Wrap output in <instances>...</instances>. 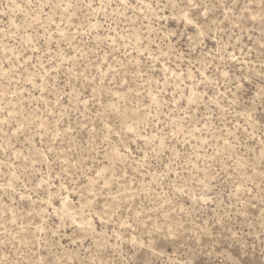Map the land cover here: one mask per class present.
Instances as JSON below:
<instances>
[{"label":"rangeland","instance_id":"rangeland-1","mask_svg":"<svg viewBox=\"0 0 264 264\" xmlns=\"http://www.w3.org/2000/svg\"><path fill=\"white\" fill-rule=\"evenodd\" d=\"M0 264H264V0H0Z\"/></svg>","mask_w":264,"mask_h":264}]
</instances>
